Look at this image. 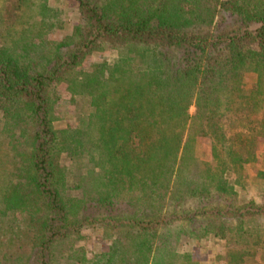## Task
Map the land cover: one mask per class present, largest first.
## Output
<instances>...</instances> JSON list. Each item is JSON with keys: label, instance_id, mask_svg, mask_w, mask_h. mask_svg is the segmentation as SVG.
Returning a JSON list of instances; mask_svg holds the SVG:
<instances>
[{"label": "trees", "instance_id": "trees-1", "mask_svg": "<svg viewBox=\"0 0 264 264\" xmlns=\"http://www.w3.org/2000/svg\"><path fill=\"white\" fill-rule=\"evenodd\" d=\"M58 1L0 0V264H264V0Z\"/></svg>", "mask_w": 264, "mask_h": 264}, {"label": "rangeland", "instance_id": "rangeland-1", "mask_svg": "<svg viewBox=\"0 0 264 264\" xmlns=\"http://www.w3.org/2000/svg\"><path fill=\"white\" fill-rule=\"evenodd\" d=\"M58 5L62 8L64 12V29L60 33H54L51 38L54 40H59L62 36L72 29V27L80 21V16L78 13V6L74 0H59ZM110 54H104L95 58H91L88 62H95L102 59L109 58ZM60 100L58 104V115L59 121L58 125L61 128L66 127V125H73L76 122L75 119V105L71 104V97L67 93L65 87H61L58 91ZM209 143L207 141H201L198 144V154L208 150ZM258 154L260 158V163L255 167L250 166L248 168V191L252 196H255L259 202H263L264 198V180H261L258 176L259 170H264L262 167V162L264 161V142L259 144ZM81 246L87 249L88 256L94 257L96 253L102 247V250H107L109 243L102 241L100 234L85 232V239L82 241ZM227 244L220 240H207L203 246L195 247L194 258L195 260L204 264H214L216 257L223 254L226 251ZM222 264V263H221Z\"/></svg>", "mask_w": 264, "mask_h": 264}]
</instances>
